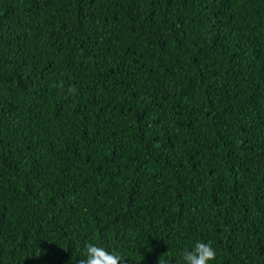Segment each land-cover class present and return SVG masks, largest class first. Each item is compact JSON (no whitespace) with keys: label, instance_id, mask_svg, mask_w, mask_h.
<instances>
[{"label":"trees","instance_id":"obj_1","mask_svg":"<svg viewBox=\"0 0 264 264\" xmlns=\"http://www.w3.org/2000/svg\"><path fill=\"white\" fill-rule=\"evenodd\" d=\"M197 240L264 264V0H0V264Z\"/></svg>","mask_w":264,"mask_h":264},{"label":"clouds","instance_id":"obj_2","mask_svg":"<svg viewBox=\"0 0 264 264\" xmlns=\"http://www.w3.org/2000/svg\"><path fill=\"white\" fill-rule=\"evenodd\" d=\"M69 93L75 95L78 92L76 87H70ZM85 259H80L79 264H122L123 258L116 251H109L101 245L87 242L84 246ZM217 252L211 242L205 243L202 240L194 242L190 250L183 253L184 264H212L216 261ZM163 264V260H159Z\"/></svg>","mask_w":264,"mask_h":264}]
</instances>
